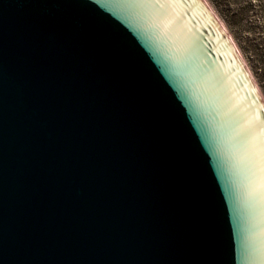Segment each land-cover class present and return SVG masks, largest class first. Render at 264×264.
<instances>
[{
  "label": "water",
  "instance_id": "95a60500",
  "mask_svg": "<svg viewBox=\"0 0 264 264\" xmlns=\"http://www.w3.org/2000/svg\"><path fill=\"white\" fill-rule=\"evenodd\" d=\"M262 124L203 0H0V264H264Z\"/></svg>",
  "mask_w": 264,
  "mask_h": 264
},
{
  "label": "rangeland",
  "instance_id": "374dc122",
  "mask_svg": "<svg viewBox=\"0 0 264 264\" xmlns=\"http://www.w3.org/2000/svg\"><path fill=\"white\" fill-rule=\"evenodd\" d=\"M243 63L264 105V0H203ZM223 24V25H222Z\"/></svg>",
  "mask_w": 264,
  "mask_h": 264
},
{
  "label": "snow or ice",
  "instance_id": "6c2138e0",
  "mask_svg": "<svg viewBox=\"0 0 264 264\" xmlns=\"http://www.w3.org/2000/svg\"><path fill=\"white\" fill-rule=\"evenodd\" d=\"M261 127H262V129H264V124H262ZM261 151H262V154H264V146H262Z\"/></svg>",
  "mask_w": 264,
  "mask_h": 264
},
{
  "label": "bare ground",
  "instance_id": "6f19581e",
  "mask_svg": "<svg viewBox=\"0 0 264 264\" xmlns=\"http://www.w3.org/2000/svg\"><path fill=\"white\" fill-rule=\"evenodd\" d=\"M223 25V24H222ZM218 27H219V25H218ZM220 28V27H219ZM221 29V28H220ZM253 86H254V84H253ZM254 89H255V86H254ZM256 90V89H255ZM256 92H257V90H256ZM258 94V93H257ZM260 97V96H259ZM263 108H264V105H263Z\"/></svg>",
  "mask_w": 264,
  "mask_h": 264
}]
</instances>
